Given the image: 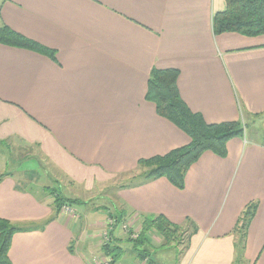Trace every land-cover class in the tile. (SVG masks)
<instances>
[{"label":"crops","instance_id":"1","mask_svg":"<svg viewBox=\"0 0 264 264\" xmlns=\"http://www.w3.org/2000/svg\"><path fill=\"white\" fill-rule=\"evenodd\" d=\"M223 10V0H0V28L55 52L51 61L0 45V142L36 148L66 194L76 187L106 204L88 209L58 192L78 203L73 217L56 216L46 187L20 188L0 163V219L33 228L13 236L11 264L103 262L96 238L111 213H124L121 224L133 218L136 235L142 216H163L182 229L190 221L188 249L177 260L173 252L169 264H232L233 230L252 203L243 255L264 264V35L214 36L212 17ZM153 68L179 72L182 101L207 124L260 117L252 126L259 140L231 139L224 159L203 153L183 190L165 178L121 189L139 160L189 144L145 100ZM146 237L152 247L161 239ZM112 238L123 247L115 264H144L121 226Z\"/></svg>","mask_w":264,"mask_h":264},{"label":"trees","instance_id":"2","mask_svg":"<svg viewBox=\"0 0 264 264\" xmlns=\"http://www.w3.org/2000/svg\"><path fill=\"white\" fill-rule=\"evenodd\" d=\"M223 2L224 10L214 13L211 20V29L214 36L225 33H235L244 37L264 35V0H223ZM0 45L25 49L45 56L51 61L55 60L54 51L13 32L7 27L0 28ZM178 76L179 72L174 69H151L147 80L145 100L154 105L155 112L159 117L169 121L184 133L189 138V144L172 150L164 156L139 160L135 171L128 174L130 177L128 182L120 186L121 189L135 188L165 178L174 188L183 190L184 178L188 169L198 161L203 153L211 152L215 156L224 159L227 155L226 145L231 139L245 136L247 140L250 137L259 140V134L252 130L255 127L254 123L260 117L251 118L249 123L231 122L213 125L207 124L201 115L192 113L179 95L177 89ZM4 177H6V174L0 176V182ZM76 203L78 202L56 196V198H53V208L56 216L59 215L60 209L65 205L71 207ZM256 207V203L246 206L233 230L235 254L232 264H247L243 255L246 230L255 214ZM123 217L124 213L118 214L116 220L120 223L117 226L122 225L121 219ZM185 227V229H182L170 223L163 216H142L139 234H135L136 237L133 238L135 240L130 238V240L128 238L126 240L137 256L142 259L145 251L140 248L148 244L147 233L157 234L163 240L164 245L169 246L173 242L174 233L176 234L182 230L185 235L190 234L191 236L193 234V224L190 221H186ZM32 229L16 227L0 219V264H11L8 253L13 236L16 233L28 232ZM190 229L191 232L189 233ZM188 238H185L186 241ZM121 252L116 246H113L108 248L106 254L115 264L120 259ZM239 256L240 258H237Z\"/></svg>","mask_w":264,"mask_h":264},{"label":"rangeland","instance_id":"3","mask_svg":"<svg viewBox=\"0 0 264 264\" xmlns=\"http://www.w3.org/2000/svg\"><path fill=\"white\" fill-rule=\"evenodd\" d=\"M0 163H3L2 166H4L6 171H9L14 175L15 179L17 180V184L20 188L28 190L31 187H36V188L46 187L45 190L47 192L45 193H47V195H49L52 199L56 198V196L61 197V195L66 196L68 194L72 199H79L81 201L88 202L87 205H90L87 206L88 209L89 208L94 209L98 205H106L103 196L96 195V193H92V194L86 193L82 190H79L76 187H74L73 190H70L66 194L62 189V186L56 185L55 181L52 179L54 178L61 182H64L63 178L58 174H55L51 165L47 163V161L39 155L38 150L34 147L28 146L20 142H0ZM120 180L121 179L116 181L119 182ZM39 192L40 191L36 189V191L33 193L39 194ZM80 209L81 208L79 205H77L75 208V210H77V213H79ZM95 210H97V208ZM118 214L116 216H113L112 213L110 214V219L106 220L108 226L106 229L107 233H105L106 230H104V232H101V234L96 238V244L102 253L103 262H105L106 264H113L112 259L108 257V255L106 254L108 248L117 246V248L119 247L118 249L121 252L122 246L121 247L118 246L119 244L114 241V239L112 238V233L110 232V229L113 228L114 225L119 223L116 220ZM59 215L61 216L67 215L73 217V210L72 208H70V205L67 206L65 205L63 208L60 209ZM122 225H124L126 228V233H125L126 238L135 240L133 238H135L136 235L131 231V228L133 226V218L131 219V221L126 220ZM186 237L187 235H185L184 232L181 230L178 231V233L176 234L174 233V237L172 238L173 242L172 243L169 242L171 244L169 246L166 244L164 245L163 240L159 238H158L159 242L154 243L153 247L150 244H147L146 246L143 247V251L146 252L141 259L142 263L157 264L156 262L158 261V264H169L168 262L171 263L170 257L173 255V252L175 253L176 260L181 252L182 253L180 255V258H182L183 255L186 253V250L188 249L187 248L184 250ZM170 246L173 249H175V251L171 250ZM167 248L169 250L165 251ZM153 249H155V251ZM85 250L89 252L88 244L85 245ZM150 256L152 257L153 260L150 259ZM237 258H240V256ZM237 261L239 262L238 259ZM103 262L99 264H102ZM245 262L247 264H250L247 260H245Z\"/></svg>","mask_w":264,"mask_h":264},{"label":"built area","instance_id":"4","mask_svg":"<svg viewBox=\"0 0 264 264\" xmlns=\"http://www.w3.org/2000/svg\"><path fill=\"white\" fill-rule=\"evenodd\" d=\"M67 211H68V209H67ZM122 224H123V223H122ZM115 226H117V224H116V225H114V226H113V228H111V229H110V232H111V233L113 232V230H114ZM107 227H108V226H107V224H106V229H107ZM106 229H105V230H106ZM121 230H122V231H124V232H126V228H125V226H124V225H121ZM105 233H107V230H106V232H105ZM105 233H104V234H105ZM104 263H105V262H103L102 264H104ZM105 264H106V263H105Z\"/></svg>","mask_w":264,"mask_h":264}]
</instances>
